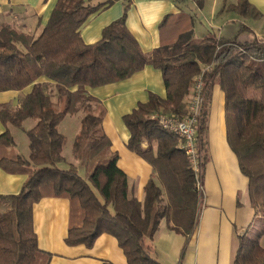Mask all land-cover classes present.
Masks as SVG:
<instances>
[{"label": "trees", "instance_id": "1", "mask_svg": "<svg viewBox=\"0 0 264 264\" xmlns=\"http://www.w3.org/2000/svg\"><path fill=\"white\" fill-rule=\"evenodd\" d=\"M109 1L92 5L58 0L36 36L0 23V92L28 88L15 106L0 104V121L22 129L29 149L23 156L14 149L7 128L0 134V167L27 175L17 193L0 194V264L48 263L49 253L38 247L31 210L44 197L69 200L68 245L91 246L107 233L116 239L127 264H161L150 244L162 219L188 243L197 225L202 192L179 138L154 116H185L198 76L204 97L197 131L200 164L203 167L205 162L212 87L218 84L224 93L229 149L247 177L248 202L264 219V41L224 38L213 32L196 37L194 16L180 11L162 19L160 44L143 52L126 28L124 11L102 29L98 41L85 44L79 27ZM191 1L198 8L204 2ZM225 8L246 17L258 15L246 0ZM146 65L160 70L166 93L164 97L150 93L146 102L122 116L129 132L126 147L154 174L138 200L118 167V155L110 150L109 138L99 128L104 107L88 89L128 78ZM77 114L79 130L72 152L79 165L60 166L66 136L58 130L59 124L65 116ZM28 119L33 123L24 128ZM263 234L264 223L254 237L246 231L237 234L232 264H264L259 241Z\"/></svg>", "mask_w": 264, "mask_h": 264}, {"label": "crops", "instance_id": "2", "mask_svg": "<svg viewBox=\"0 0 264 264\" xmlns=\"http://www.w3.org/2000/svg\"><path fill=\"white\" fill-rule=\"evenodd\" d=\"M57 1L0 0V23H8L21 32L36 36L47 23L51 9ZM84 1L96 5L107 0ZM237 1L204 0L199 9L191 0H110L88 16L79 27V36L85 44L98 41L102 29L122 16L125 11L124 21L129 34L138 42L143 52H150L161 42L159 24L162 19L184 11L194 16L192 32L196 37L213 32L224 38H238L239 34H243L242 30H246L244 40L256 38L264 41V0H246L258 13L257 17L250 19L251 26L245 25L235 11L231 12L224 7L219 9L220 4H236ZM207 4L210 6L205 10ZM159 71L151 65H146L128 78L87 88L104 107L101 128L109 138L110 150L118 155V167L126 174L132 193L138 200L143 199V186L154 174L152 167L144 159L126 147L129 132L122 116L130 113L139 102H146L150 93L165 96V87ZM27 90L28 88L23 91L0 92V104L15 106ZM223 95L219 85L214 84L205 123L202 202L196 228L188 243H184L183 236L170 231L165 220H160L150 244L156 258L159 255L158 250L162 247L159 241L168 239L172 248H176L175 254L179 253L183 243L186 244L183 256L177 264H232L238 243L237 234L246 231V227L258 215L254 214V209L248 202L247 177L242 175L237 158L227 143ZM72 118L73 116H65L60 126ZM74 121L78 131L79 119ZM11 127L15 128L0 121V134L6 128L10 131ZM25 145V153L20 152L16 144L14 149L26 157L29 149L28 144ZM66 149L67 161L64 158L60 166L79 165L72 152V143L64 145L61 156ZM26 176L25 173H8L0 167V194L17 193ZM69 207L70 202L65 197H44L31 209L38 247L50 255L47 264H102L104 261L127 264L116 239L107 233H101L91 246L68 245L65 239L68 232ZM259 241L264 247V234Z\"/></svg>", "mask_w": 264, "mask_h": 264}, {"label": "built area", "instance_id": "3", "mask_svg": "<svg viewBox=\"0 0 264 264\" xmlns=\"http://www.w3.org/2000/svg\"><path fill=\"white\" fill-rule=\"evenodd\" d=\"M200 76L196 77L195 83L192 84V90L189 100L186 104V115L178 117L173 114L162 115L156 114L154 117L158 120L159 125L169 130L180 140V147L188 157L189 163L196 177V186L202 192V162L200 151H198L197 131L202 115L203 108V84Z\"/></svg>", "mask_w": 264, "mask_h": 264}, {"label": "rangeland", "instance_id": "4", "mask_svg": "<svg viewBox=\"0 0 264 264\" xmlns=\"http://www.w3.org/2000/svg\"><path fill=\"white\" fill-rule=\"evenodd\" d=\"M210 3V2H209ZM226 5H221L220 4V6H219V9H220V7H224L225 8V6H227V5H229V2L228 3H225ZM210 5H208L207 4V7H204L205 8V10L209 7ZM200 9V8H199ZM223 9V8H222ZM208 10V9H207ZM218 14H219V12H218ZM236 14H237V16L238 17H240V19H241V21L245 24V25H248V26H251V22L252 21H250V19H253V17H246V16H243V15H241V14H239V13H237L236 12ZM236 24H238L239 25V23H236ZM245 31L246 30H242V35L241 34H239V36H238V39L239 40H244L243 38H244V36L243 35H245ZM241 33V32H240ZM250 39H252V38H250ZM82 113V112H81ZM81 113H79V115L81 114ZM79 115L77 114V116H73V118L70 120V121H65L64 122V124L63 125H61L60 126V124H59V128H58V130H60L65 136H66V144H71L72 142V140H73V138H74V135H75V133H76V122L74 121V119L75 120H78L79 119ZM81 116V115H80ZM31 123H33V121L32 120H30V119H28V120H26L25 121V123L23 124V127L24 128H26V127H29L30 126V124ZM99 128H101V127H99ZM101 130H102V128H101ZM98 132H99V130H98ZM97 132V133H98ZM10 133H12V136H13V139H14V143L13 144H16L17 145V149L20 151V152H26L27 151V147H26V145L25 144H27L28 143V139H27V137H26V135H25V133H24V131H22V129H20V128H12L11 127V129H10ZM19 152V153H20ZM63 156H65L64 158H65V160L67 161V158H68V156H67V149L66 150H64V155ZM65 161V162H66ZM63 166H64V164H63ZM79 167V166H78ZM87 169L89 170V167H87ZM82 173H83V169H82ZM264 223V219H263V217L261 216V215H256L255 217H254V219L250 222V224L248 225V227H246L247 229H246V232H247V235H250V236H256L257 235V233H258V231H259V227L262 225ZM175 234H178V235H180V236H183V235H181V234H179V233H176V232H174ZM183 238H184V236H183ZM184 241H185V239H184ZM170 243V241L168 240V239H161L160 241H159V245H160V247H161V249H159L158 250V252H159V255L157 256V259H158V261L159 262H161V263H164V264H177L178 263V261H180V259H181V256H183V252H184V250H185V247H186V244H184L183 243V246L180 248V251H179V253L178 254H175L176 253V248L174 249V247L172 248V244H169ZM174 245V244H173ZM162 248H164V249H162ZM166 252H168L167 254H166ZM156 258V257H155Z\"/></svg>", "mask_w": 264, "mask_h": 264}]
</instances>
